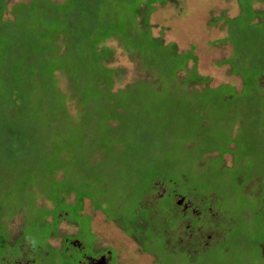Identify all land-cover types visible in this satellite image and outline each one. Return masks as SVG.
<instances>
[{
    "label": "trees",
    "instance_id": "obj_1",
    "mask_svg": "<svg viewBox=\"0 0 264 264\" xmlns=\"http://www.w3.org/2000/svg\"><path fill=\"white\" fill-rule=\"evenodd\" d=\"M167 1L171 0H31L14 5L13 20L3 21L1 14L5 10L1 12L0 23H6V26L0 29V139L8 143L10 151L16 148L18 155L25 156L21 161L11 163L17 164L18 172H21L16 186L22 194L31 195L36 187L46 183L48 194L55 192L57 195L46 198L50 203L52 200L50 209L53 211L46 213L43 219L34 217V230L38 229L42 219L46 226L54 223L58 231L61 217L65 214L64 207L68 206L64 200L72 193L77 196V204L87 197L94 204L92 194L60 188L69 169L78 167L72 156H87L90 165L99 162L110 166L112 157L118 152L119 140L127 139V150L121 153L128 157L131 155L135 166L141 164L133 151L135 146L139 149L145 144L149 149L153 143L149 134L151 122L146 113L151 105H155L153 108L163 105L168 109L178 101L176 97L180 98L186 92L200 100L214 96L212 103L223 106L224 101L240 102L242 99L238 95L246 88L247 101L255 110L254 127L258 120H264V11L254 8V3L264 4V0H238L239 15L225 20L228 27L225 41L232 44L235 54L226 62L231 65V73L243 80L240 92L230 85L210 87L211 78L197 73L194 65L189 68L188 62L197 60L193 48L186 53H177L171 45H163L158 38L152 37L147 26L149 17L155 10V4L164 5ZM6 2L3 0L4 6ZM108 41L115 42L124 54L134 59L137 70L146 76L136 82L138 87L132 83L113 91L122 70L109 66L115 59V50L105 45ZM181 71L185 76L180 75ZM151 73L156 82L151 76L147 79ZM194 85L201 88L189 90L188 87ZM168 89L172 91L168 93ZM241 108L244 109L234 106L228 115L235 117L242 112L239 111ZM204 109L206 107L202 105L201 110L194 109L192 113L198 112L202 120L207 112ZM208 123V120L201 122L202 125ZM244 127L252 128L253 124L245 123ZM257 136L261 138V135ZM37 142L43 153L41 161L36 162L33 169L34 159L28 156V152ZM44 150L50 155L46 156ZM102 150L105 155L100 153ZM46 157H54L56 162L50 166ZM148 161L146 156L144 165H148ZM81 171L85 172L86 167ZM158 174H152V179L156 180ZM186 196L191 197V194L187 192ZM211 198L214 199L215 195ZM209 206L216 208L212 202ZM164 207L160 205L156 210L148 208L146 213H139L142 220L151 222L155 233L163 235L164 231L155 229L160 228L158 223L162 222L160 215L164 214ZM73 214L74 222L78 221V213L75 211ZM105 215L108 221L133 237L141 251L150 249L155 253L151 241L160 237L138 233L137 228L133 229L137 223L130 227L123 217L112 220ZM218 215L206 217L209 228L206 231L215 235L211 244L220 240V232L222 235L230 232L234 224L231 219L221 220V214ZM230 221L232 223H228ZM46 231L42 245L57 235V232L49 231L47 234ZM249 240L252 242L237 251L240 258L228 264H242L245 253L254 254L255 250L263 257L261 245L264 235L257 239L253 236ZM36 244L41 246L40 240ZM211 244L204 245L202 241L196 252L189 248L186 256L181 252L185 257L182 264H212L203 258L207 254L210 257L211 251L208 250ZM233 245L224 251L243 246Z\"/></svg>",
    "mask_w": 264,
    "mask_h": 264
},
{
    "label": "rangeland",
    "instance_id": "obj_2",
    "mask_svg": "<svg viewBox=\"0 0 264 264\" xmlns=\"http://www.w3.org/2000/svg\"><path fill=\"white\" fill-rule=\"evenodd\" d=\"M30 1L7 0L4 6L5 3L0 0V14L5 10L1 14L3 21L13 20L12 12H15L16 4ZM51 1L63 2L64 0ZM254 8L264 11V4L254 3ZM239 12L238 0H171L164 5L155 4V10L150 15L147 26L152 37L158 38L163 45H171L177 53H186L193 48V54L197 60L195 63L190 61L187 65L189 68L194 65L197 73L211 78L210 87L221 84L230 85L236 89V92H240L243 80L230 71L231 65L226 60L233 59L235 54L233 55L232 44L225 41L228 37L225 20L237 17ZM5 24L0 23V29L4 28ZM105 45L115 50V59L109 66L122 70L114 83L113 91L146 77L137 70V63L134 59L124 54L115 42L108 41ZM180 75L185 76V72L181 71ZM150 76L154 82L157 81L152 73L147 79ZM136 86L138 87V83ZM188 88L195 90L200 89L201 86L194 85ZM167 91L169 93L172 90ZM185 93L181 94L180 98L176 97L178 101L170 105L168 109H164L163 105L157 108L151 105L147 108L146 113L149 115L152 129L149 134L153 143L149 148L152 151H149V145L146 144L139 149L135 146L133 152L136 158L141 160V164L135 166L131 155L128 157L121 153L127 150V139L119 140L118 152L112 157L110 166H103L99 162L90 165L87 162V156H72L71 159L78 167L69 169L70 172L65 175L60 188L76 189L82 191L83 194L88 193L94 196L93 205L90 204V197L77 204V196L75 197L73 193L71 197L64 200L68 202L66 204L68 206L64 209L70 223H75L73 213L75 211L78 213L80 234L75 225H67L65 222L60 225L59 231L54 223L46 226L42 219L46 213L53 211L50 209L53 204L52 200H50L51 204L46 198L48 196L55 198L56 193L48 194L45 190L47 185L43 183L36 187L31 195L22 194L16 186L21 172H18L17 164L11 163L19 162L25 156L18 155L16 148L10 151L8 143L0 139V257L5 256L3 251L9 241L14 244L33 243L37 245L36 242L40 240V245L43 246L44 231L47 230V234L49 231L57 232V235L50 241L57 246L61 244L62 235L73 237L78 234L85 244L86 251L89 247L93 249L94 244L98 250L116 249L118 251L116 264H153V257L143 255L135 241L124 236L119 228L108 222L107 217L99 212H96L92 218V229L95 234L93 236L90 233V217L86 211L92 213L90 206H93L95 211L106 213L109 219L123 217L130 227L137 223L133 229L137 228L138 233H147L146 235L152 238H159L162 235L155 233L151 222L147 223L142 220L143 216L139 213L144 214L150 208L151 200H143L145 196L150 195V193L144 194L146 188L164 183L168 190H175L181 195H187L188 192L192 199L201 200L200 202L205 206L212 202V206H216L215 209L212 207L213 218L221 214V220L225 218L234 222L230 232L223 235L221 232V235L218 234L220 240L210 245L211 248L208 251H211V258L207 254L203 257L205 261H210L212 264H228L227 262L234 263V260H238L240 256L237 251L245 244L252 242L249 240L250 237L254 236V239H257L264 235V120H258L254 127L255 110L252 108L253 105L247 101L248 89L246 88H243V92L238 95L242 99L240 102L243 103L224 101L223 106L212 103L214 96L206 97L207 100H200L197 97H191L192 94ZM197 93L194 92V94ZM202 105L206 107L204 110L207 112L205 118L200 120L198 112L192 113V110L199 111ZM234 106H241L244 109L241 108L239 111L242 112L232 117L228 114L232 112ZM206 120L209 121L208 125H202L201 122L204 123ZM250 122L253 124L252 128L244 127L245 123L250 124ZM256 130L259 132L257 133ZM257 135H261V138ZM187 143L190 145L187 146ZM29 151L28 156L34 159V169L35 163L41 161L43 148L37 142L36 145L31 146ZM44 153L46 156L50 155H47L45 150ZM100 153L105 155L103 150ZM146 156L149 160L148 165H144ZM46 158L50 166L56 162L53 160L54 157ZM172 165L174 167L169 168ZM85 167L86 171H81V168ZM156 172L159 174L154 180L152 174ZM213 194L214 199L211 198ZM54 198L53 201H55ZM82 209L84 215H80ZM34 217L39 219L42 217L37 225L39 230H34L32 226L35 224ZM48 220H51V217ZM162 222L158 223L160 228H156V231L159 229L161 232L168 227V222L163 217ZM204 227L208 228V225ZM247 237L249 238L244 240ZM160 242L161 239L151 246L157 253L155 256L164 260L166 264L167 262L182 264L185 259L184 255L175 252L172 256L165 248V244L159 245ZM233 243L243 244V246H238L236 249L230 248L233 250L229 252L224 251V248L234 247ZM61 247L63 254L55 250L48 251L52 264H75V261L68 257L69 252L64 251L65 245ZM22 248L26 251L27 247ZM261 251L264 257V242L261 245ZM243 252H246L245 249ZM80 255L81 253H76L74 257L80 260ZM112 255L114 256L115 253L112 252ZM263 257L257 250L254 254L246 252L242 258V264H264ZM8 259L5 258V260ZM0 260L2 261L1 258ZM111 264L115 262L112 261Z\"/></svg>",
    "mask_w": 264,
    "mask_h": 264
},
{
    "label": "flooded vegetation",
    "instance_id": "obj_3",
    "mask_svg": "<svg viewBox=\"0 0 264 264\" xmlns=\"http://www.w3.org/2000/svg\"><path fill=\"white\" fill-rule=\"evenodd\" d=\"M146 189L147 190L144 191V194L150 193V195L145 196L143 200H151V202H149L150 210H156L160 205L165 206L163 209L165 212L160 216L164 217L168 222V227L166 228L167 231L164 230V235L160 234L162 236H160L159 239H161L162 244H165V248L169 250L168 253L173 256L175 252H183L186 256L187 252H189L187 248H189L191 251L196 252L198 246L202 241L204 245L213 243L214 238L213 234H211L212 232H207L206 230H209V228L204 227L205 225H207L206 217L214 215L213 210L209 205L205 206L200 202L201 200H194L192 199V197H187L183 194L181 195L175 190H168L164 183L157 184L156 186L152 185ZM151 195H155L156 197H153ZM90 200L91 199H89V201ZM90 204L92 205L91 201ZM90 208L92 213H89L88 211H86V213L90 217V233L95 236L92 229V218L94 214L96 212H99L100 214L104 215V217H106V215L104 213H101V211H95V209H93V206H90ZM83 209L81 210L80 215L85 214L83 212ZM169 210L172 211L169 212ZM63 222H65L67 225H75L78 234H80L79 230H81V226L79 225V222L76 221L75 223H70L67 214H63V217H61L58 231L60 229V225ZM108 222L113 223L112 221ZM121 232L124 236L129 237L136 242L133 237L126 234L122 230ZM20 234H22V232ZM78 234L74 235L73 237L62 235L60 246L52 244L50 242V238H48L43 246L35 245L33 243H28L27 245H23L22 243L14 244L12 243V241H9L7 243L6 249L3 251V254L5 256L0 257L2 259V261L0 260V264H52V260L48 257V251L55 250L63 254V252H61V246L63 245H65L64 251L69 252L68 257L72 258V260L75 261V264H111L112 261H114L116 264L118 254V251L116 249L112 248V251L109 248H106L105 250H98L94 244L93 249L89 247V250L86 251L85 244L82 242V240L80 239L81 237L78 236ZM18 236L20 237L19 234ZM155 242L156 239L151 241V245L153 246V243ZM22 247H27L26 251ZM98 251L103 252V255ZM112 252L115 253L114 256L112 255ZM76 253H81L80 260L74 257ZM141 253L143 255L153 257V264H166L164 260L155 257V255L157 254L153 253L150 249H147L146 252L141 251ZM5 258L9 259L5 260ZM167 264L171 263L167 262Z\"/></svg>",
    "mask_w": 264,
    "mask_h": 264
},
{
    "label": "bare ground",
    "instance_id": "obj_4",
    "mask_svg": "<svg viewBox=\"0 0 264 264\" xmlns=\"http://www.w3.org/2000/svg\"><path fill=\"white\" fill-rule=\"evenodd\" d=\"M46 210V209H45ZM52 210V209H51ZM44 211V210H43ZM39 217V216H38ZM41 218V217H40Z\"/></svg>",
    "mask_w": 264,
    "mask_h": 264
}]
</instances>
